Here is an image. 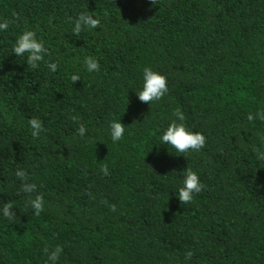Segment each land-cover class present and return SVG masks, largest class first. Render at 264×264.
Listing matches in <instances>:
<instances>
[{
  "label": "trees",
  "instance_id": "obj_1",
  "mask_svg": "<svg viewBox=\"0 0 264 264\" xmlns=\"http://www.w3.org/2000/svg\"><path fill=\"white\" fill-rule=\"evenodd\" d=\"M87 12L98 26L73 34ZM0 22V209L16 212L0 215V264H49L57 246V264H264V0H0ZM25 29L48 49L35 69L11 53ZM145 66L168 79L151 104L136 92ZM177 110L205 135L198 152L158 145ZM187 167L204 187L183 205Z\"/></svg>",
  "mask_w": 264,
  "mask_h": 264
},
{
  "label": "clouds",
  "instance_id": "obj_2",
  "mask_svg": "<svg viewBox=\"0 0 264 264\" xmlns=\"http://www.w3.org/2000/svg\"><path fill=\"white\" fill-rule=\"evenodd\" d=\"M154 5L157 0H151ZM99 24V19L95 17L94 13H82L73 21V34L79 35L85 29H95ZM9 28L8 22H0V32H4ZM11 53L16 57H24L27 64L35 69L41 62H44L45 56L48 55V49L43 41L38 39L37 34L33 30L25 29L15 39L12 45ZM25 54H27L25 56ZM84 63L88 72H94L99 70V62L92 56H87L84 59ZM49 69L52 72L57 70V64L55 62L48 64ZM73 82L80 79L79 75H73L71 77ZM138 99L141 102L149 103L160 100L165 93L168 92V79L167 76L159 70H154L150 66H145L142 72V87L139 91H136ZM175 119L172 120L168 126L159 135L158 145H167L172 149H175L176 153L187 154L188 152H198L205 146L206 137L202 132L195 131L192 127L184 123L185 117L182 112L177 110L174 113ZM75 121L78 118L73 116ZM247 119L249 121L254 120V116L249 114ZM29 126L31 134L36 137L43 130V125L37 118L29 120ZM110 135L113 142L120 141L125 133V125L121 122V118L110 122ZM86 128L83 124L78 127V134L84 136ZM170 153H172L169 150ZM186 156V155H185ZM257 158L264 160V152H258ZM102 171L107 174L108 168L105 166ZM15 175L22 181L20 191L25 194L28 199L25 201V206L31 209L35 215H40L44 210V200L39 192L38 185L28 181L26 171L18 169ZM204 185L200 180L199 173L187 167L184 171L182 184L176 195L181 204H187L192 201L193 196L203 190ZM14 205L6 204L0 209V215H2L8 221H14L16 212L13 211ZM115 206L112 207V211H115ZM63 249L59 246L54 248L48 253L49 264H57L60 254ZM192 252L186 253V258L190 259Z\"/></svg>",
  "mask_w": 264,
  "mask_h": 264
}]
</instances>
